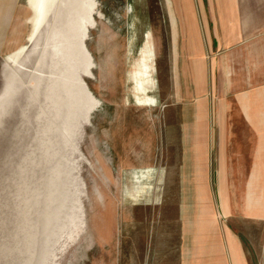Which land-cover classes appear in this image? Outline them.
Here are the masks:
<instances>
[{
    "label": "water",
    "instance_id": "obj_1",
    "mask_svg": "<svg viewBox=\"0 0 264 264\" xmlns=\"http://www.w3.org/2000/svg\"><path fill=\"white\" fill-rule=\"evenodd\" d=\"M0 264H178L167 0H0Z\"/></svg>",
    "mask_w": 264,
    "mask_h": 264
},
{
    "label": "rangeland",
    "instance_id": "obj_2",
    "mask_svg": "<svg viewBox=\"0 0 264 264\" xmlns=\"http://www.w3.org/2000/svg\"><path fill=\"white\" fill-rule=\"evenodd\" d=\"M233 1L167 0L178 47V264H235L232 247L241 264H264V0ZM200 113L210 125L204 201ZM203 210L212 222L199 247Z\"/></svg>",
    "mask_w": 264,
    "mask_h": 264
},
{
    "label": "crops",
    "instance_id": "obj_3",
    "mask_svg": "<svg viewBox=\"0 0 264 264\" xmlns=\"http://www.w3.org/2000/svg\"><path fill=\"white\" fill-rule=\"evenodd\" d=\"M235 4V0L233 1ZM236 9V7H235ZM250 120V119H248ZM247 119H245L243 122H247ZM252 122V120H251ZM191 125V124H190ZM226 123L225 121H220L219 127L225 126ZM194 126V137H195V145H194V157L196 159L195 161V167H196V173H197V179L199 182V194H200V199L204 201V196H205V189H204V175L206 172V148L208 147V137L210 135V125L209 122L206 121L205 117H202L200 113V117L197 118L196 123H193ZM223 130V128H222ZM224 132V130H223ZM207 143V145H206ZM224 166V164H223ZM221 165V167H223ZM261 168L259 171H263L264 165L261 166H255ZM255 169L251 170L250 172H254ZM224 172V169H222V173ZM201 219H200V231H199V240L198 244L199 247L202 245V240L201 236L206 232V226H209L212 222L210 214L206 213L205 210H203L201 214ZM232 255L234 259L235 264H241L240 260L237 259V254L238 250L235 249V247H232Z\"/></svg>",
    "mask_w": 264,
    "mask_h": 264
}]
</instances>
